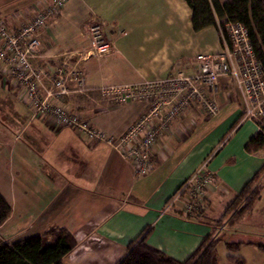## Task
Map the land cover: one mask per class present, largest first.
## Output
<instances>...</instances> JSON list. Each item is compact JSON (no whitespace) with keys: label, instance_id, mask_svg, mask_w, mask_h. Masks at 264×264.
<instances>
[{"label":"crops","instance_id":"obj_1","mask_svg":"<svg viewBox=\"0 0 264 264\" xmlns=\"http://www.w3.org/2000/svg\"><path fill=\"white\" fill-rule=\"evenodd\" d=\"M50 1L0 0V16L14 31ZM191 15L184 0H67L61 14L40 31L42 47L33 63L48 74L64 55L76 65L75 54L81 57L89 49L85 28L100 24L112 51L78 63L86 90L63 104L94 128L119 136L144 105L114 106L100 96L101 87L162 80L175 70L191 75L196 56L223 51L218 28L196 32ZM214 99L217 116L207 118L189 108L158 141L153 170L138 176L133 164L106 144H87L69 128L54 130L33 118L11 78L0 71V117L7 121L0 123V194L11 209L0 225V243L64 229L76 245L62 264H116L142 234L149 246L178 262L212 234L230 243L222 237L223 226L214 228L227 204L262 174L264 148L247 150L257 130L241 119L245 100L238 87L222 78ZM208 159L216 181L205 188L206 211L191 218L169 203ZM262 193L264 187L257 205ZM218 204L219 213L210 210ZM217 252V264H230L228 258L264 264V253L249 245L228 252L220 244Z\"/></svg>","mask_w":264,"mask_h":264},{"label":"built area","instance_id":"obj_2","mask_svg":"<svg viewBox=\"0 0 264 264\" xmlns=\"http://www.w3.org/2000/svg\"><path fill=\"white\" fill-rule=\"evenodd\" d=\"M67 0H51L25 26L9 31L0 16V71L13 81L21 102L33 118H41L54 130L69 128L87 144H106L130 161L138 176L150 173L155 165L153 151L158 141L170 130L171 124L189 108L197 109L207 118L219 112L217 94L219 81L226 78L238 87L244 97L242 121L256 126L264 139V69L255 57L247 30L240 24L217 21L223 51L196 56V71L187 75L175 70L162 80H145L136 84L101 87L100 96L114 106L128 103L144 105L142 114L119 136L98 130L72 113L64 100L73 93L86 90L82 69L69 60L59 59L51 74L46 67L33 63L42 45L40 31L61 14ZM90 50L96 58L106 56L112 46L105 39L102 26H88ZM204 161L180 186L169 206L184 215L197 218L206 211L205 188L216 181Z\"/></svg>","mask_w":264,"mask_h":264},{"label":"trees","instance_id":"obj_3","mask_svg":"<svg viewBox=\"0 0 264 264\" xmlns=\"http://www.w3.org/2000/svg\"><path fill=\"white\" fill-rule=\"evenodd\" d=\"M191 9V24L194 31L206 27H217V21H227L242 25L248 33L255 57L264 69V0H229L220 3L219 0H184ZM264 148V139L256 135L247 146L248 151ZM264 171V168L262 169ZM257 176L233 200L248 193L256 182ZM250 198L249 205L238 213L235 219L242 218L249 207L259 200L258 191ZM234 202L225 207L218 219L215 230H218L229 214L228 210ZM251 210V209H250ZM10 206L0 194V225L9 217ZM232 219L227 223L232 226ZM205 238L196 251L184 262H178L164 253L152 248L146 242L147 234H142L127 247L126 254L116 264H217V251L220 244L228 252H236L242 245L255 247L264 253V243L261 242H230L222 238ZM76 242L73 236L64 229H51L41 236L31 237L15 243H0V264H62V259L74 248ZM230 264H245L244 260L228 258Z\"/></svg>","mask_w":264,"mask_h":264},{"label":"rangeland","instance_id":"obj_4","mask_svg":"<svg viewBox=\"0 0 264 264\" xmlns=\"http://www.w3.org/2000/svg\"><path fill=\"white\" fill-rule=\"evenodd\" d=\"M40 9H38V12ZM86 29L87 27L84 30L85 32H86ZM89 40H90L89 49L85 53H83L81 57H80L81 53L75 54V56L76 55L78 56L76 58L77 61H74V62H76L78 66H79L78 63H80L81 61L89 60L91 58H96V56L92 55V51L90 50V45H91L90 36H89ZM61 58L72 62V59H71L72 57L70 55H64ZM4 115L6 117H9V114L7 112H4ZM0 123H4L5 125H7V121L3 120L2 117H0ZM263 187H264V171L258 177L255 184L252 186V188L248 191L246 195L240 198H237L235 201L234 200L231 201V203L232 202L234 203L230 206L231 208L228 210L229 214L227 216V219L222 224L224 228V231L222 232V237L224 236V239L226 241L227 240L231 242L232 241H235V242L250 241V242H256V243L258 242L264 243V193H262L263 197L261 196L262 199L258 203V205H257V201H258L257 200L254 202L253 206L249 207L248 211L242 215V218L235 219L238 213L241 212L243 209H245L249 205L250 198L254 197L255 195L254 193L258 191V193L261 195V190ZM232 198H233V195H232ZM215 207L217 208L216 210L213 207H211L210 210H212L213 212L216 211L217 213H219L221 211V205L218 204V205H215ZM231 219L232 221H235L234 224L231 227L228 226L226 228L227 223H229ZM217 225L218 224L216 223V226Z\"/></svg>","mask_w":264,"mask_h":264}]
</instances>
